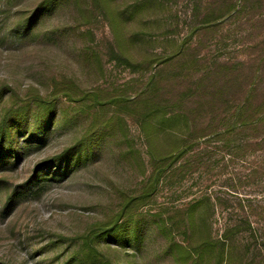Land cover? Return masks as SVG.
I'll return each mask as SVG.
<instances>
[{"label":"rangeland","instance_id":"obj_1","mask_svg":"<svg viewBox=\"0 0 264 264\" xmlns=\"http://www.w3.org/2000/svg\"><path fill=\"white\" fill-rule=\"evenodd\" d=\"M42 1L0 0V109L15 111L37 94L56 101L65 123L59 113L50 123H35L28 114L21 123L19 159L5 176L11 189L33 183L42 161L81 147L90 122L78 106L83 92H100L106 117L117 111L107 105L111 97H137L151 75L163 102L196 95L185 108L196 107L200 97L206 103L216 95L241 100L249 90L264 92V0H159L142 10L131 9L139 0H113L112 6L102 0L59 1L45 7L25 32L24 22ZM114 15L122 16L120 23ZM110 46L135 62L151 54L163 61L151 69L131 68L110 58ZM67 92L70 100L63 98ZM134 110L118 113L127 142L106 137L101 149L92 148L94 157L77 152L65 174L53 176L52 165L30 196L0 220V264H79V249L93 226L108 223L128 197L138 196L141 173L148 169ZM203 111L209 113V106ZM26 138H31L27 148ZM219 156L211 166L191 167L158 187L134 222L121 224L122 245L99 243L102 252L114 264H169L162 240L150 228L153 214L181 207L204 191L227 197L231 176L240 197H257L260 186L245 184L244 159L221 162Z\"/></svg>","mask_w":264,"mask_h":264},{"label":"trees","instance_id":"obj_2","mask_svg":"<svg viewBox=\"0 0 264 264\" xmlns=\"http://www.w3.org/2000/svg\"><path fill=\"white\" fill-rule=\"evenodd\" d=\"M59 1L64 5L70 0L42 1L24 22V31L31 29L45 7H53L52 4L56 5ZM158 1L139 0L131 4V9L142 10ZM102 3L112 6L113 0H102ZM121 17L113 16L119 23ZM109 55L118 64L131 68L144 66L151 69L163 61L160 55L151 54L135 62L111 46ZM155 76H150L145 89L133 99L111 97L107 105L114 106L117 111L110 117L103 113L105 104L100 100V92H83L79 96L78 106L82 112L89 114L90 122L81 147L64 149L61 156L42 161L34 168L33 183L28 181L13 189L5 176L9 169L16 166L22 150L19 142L21 123L26 122L28 114L35 123H50L58 113L65 123V111L58 109L55 100H43L37 94L35 98L24 101L22 107L15 111L0 109V196H4V200L0 201V220L8 218L16 205L30 196L43 172H49L52 165L56 167L53 176L60 170L65 174L77 152H82L84 158L94 157L96 153L92 148L95 147L96 152L101 149L106 137L120 140L119 144L127 142L125 119L118 113L135 109L133 118L136 119L137 128L144 133L146 154L149 156L148 169L141 173L143 178L138 196L128 197L111 221L93 226L79 249L78 263L114 264L99 248V243L122 241L119 234L121 224L128 221L133 223L139 209L150 204L158 187L168 179L170 181L176 173L186 172L191 167L199 169L201 166H211L212 157L220 154L221 162L225 159L227 162L244 159L241 163L246 165L245 184L248 187L260 186L258 198L247 194L240 197L231 176L228 178L231 183L229 189L224 193L227 197L200 192L181 207L153 214L150 228L162 240V252L169 259V264H264V92L249 90L241 100L229 99L224 94V97L216 95L206 103L199 96V103L193 102L196 107L185 108V104H191V98L196 95L182 93L176 99L163 102L155 92ZM226 89L225 86L223 92ZM71 96L67 92L63 98L70 100ZM84 100H89L90 105L85 106ZM206 106L210 108L209 115L204 114ZM219 107L223 108L222 112ZM30 140H24L25 148ZM123 155L128 158L126 154ZM136 227L134 223L137 230L135 241L138 240L137 234H140Z\"/></svg>","mask_w":264,"mask_h":264}]
</instances>
